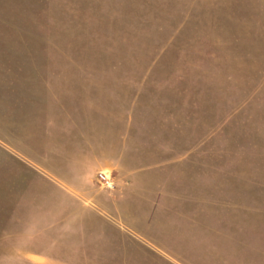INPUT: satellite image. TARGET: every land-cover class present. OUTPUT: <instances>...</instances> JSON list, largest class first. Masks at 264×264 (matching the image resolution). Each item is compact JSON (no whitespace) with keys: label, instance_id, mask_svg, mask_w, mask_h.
Instances as JSON below:
<instances>
[{"label":"rangeland","instance_id":"374dc122","mask_svg":"<svg viewBox=\"0 0 264 264\" xmlns=\"http://www.w3.org/2000/svg\"><path fill=\"white\" fill-rule=\"evenodd\" d=\"M80 82L132 101L161 165L111 244L81 219L43 232L23 160ZM60 263L264 264V0H0V264Z\"/></svg>","mask_w":264,"mask_h":264},{"label":"crops","instance_id":"0c3cea01","mask_svg":"<svg viewBox=\"0 0 264 264\" xmlns=\"http://www.w3.org/2000/svg\"><path fill=\"white\" fill-rule=\"evenodd\" d=\"M253 42L257 46L252 58L258 62L260 40ZM63 96L64 102L62 99L54 101L55 113L50 115L49 127L40 136V148L33 143L31 159L23 158L35 178L34 195L44 205L47 204L49 212L43 210L46 214L42 216L56 220L41 230L63 228V222L58 220L81 219L86 226L85 234L96 236L90 239L91 243L118 242L130 235L114 227L115 221L124 217L121 215V204L128 197L144 192L142 188L147 184L140 176L154 175L161 169L160 163L156 164L155 170L153 167V153H149L148 145L149 132H138L134 120L136 106L131 104V100H126L129 102L122 107V95L114 86L106 91L102 84L80 82ZM175 139L177 142L178 136ZM34 140H37V133ZM178 160L177 150L172 153V165ZM99 173H108L113 177L112 188L106 189L98 183ZM90 220L96 221L95 225L87 226ZM102 225L108 229L99 230ZM50 241L56 244L57 241L64 243L66 239ZM28 250L38 260H56L35 246Z\"/></svg>","mask_w":264,"mask_h":264},{"label":"built area","instance_id":"2783aa9c","mask_svg":"<svg viewBox=\"0 0 264 264\" xmlns=\"http://www.w3.org/2000/svg\"><path fill=\"white\" fill-rule=\"evenodd\" d=\"M97 181L101 186L105 187L106 189L112 188L111 176H108L107 174L99 173L97 175Z\"/></svg>","mask_w":264,"mask_h":264}]
</instances>
